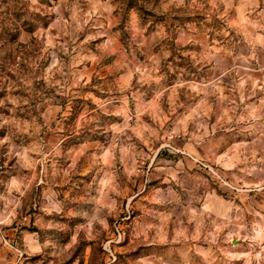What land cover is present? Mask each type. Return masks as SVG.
I'll use <instances>...</instances> for the list:
<instances>
[{"label":"clouds","instance_id":"9594fccd","mask_svg":"<svg viewBox=\"0 0 264 264\" xmlns=\"http://www.w3.org/2000/svg\"><path fill=\"white\" fill-rule=\"evenodd\" d=\"M0 264H264V0H0Z\"/></svg>","mask_w":264,"mask_h":264}]
</instances>
